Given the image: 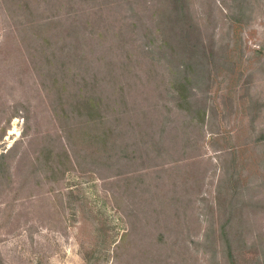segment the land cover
I'll return each instance as SVG.
<instances>
[{
    "label": "rangeland",
    "instance_id": "rangeland-1",
    "mask_svg": "<svg viewBox=\"0 0 264 264\" xmlns=\"http://www.w3.org/2000/svg\"><path fill=\"white\" fill-rule=\"evenodd\" d=\"M0 264H264V0H0Z\"/></svg>",
    "mask_w": 264,
    "mask_h": 264
},
{
    "label": "bare ground",
    "instance_id": "bare-ground-1",
    "mask_svg": "<svg viewBox=\"0 0 264 264\" xmlns=\"http://www.w3.org/2000/svg\"><path fill=\"white\" fill-rule=\"evenodd\" d=\"M13 132V131H10V133Z\"/></svg>",
    "mask_w": 264,
    "mask_h": 264
}]
</instances>
